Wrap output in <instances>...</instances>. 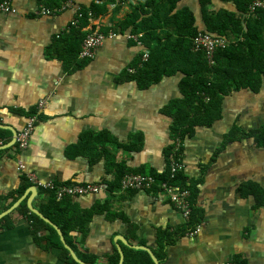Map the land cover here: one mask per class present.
Masks as SVG:
<instances>
[{"label": "crops", "instance_id": "0c3cea01", "mask_svg": "<svg viewBox=\"0 0 264 264\" xmlns=\"http://www.w3.org/2000/svg\"><path fill=\"white\" fill-rule=\"evenodd\" d=\"M92 1L69 0L64 10L38 15L39 0H10L16 13H0V124L11 132L7 143L0 142L2 264H67L54 244L61 242L58 233L57 238L39 228L29 209L31 205L42 213L49 189L30 181L28 174L43 184L107 186L120 163L127 169H168L165 149L173 144L172 120L162 108L181 96L182 75L164 77L147 89L128 78L134 72L133 61L147 50L139 41L141 35L122 33L119 24L145 0H100L106 11L82 30L97 28L107 36L105 41L94 58L81 59L78 54L76 60L70 59L76 42L62 37L81 18L80 9ZM179 7L190 8L199 29H204L201 0H181ZM207 7L235 10L233 3L222 0H209ZM41 100L47 103L28 146L19 149L17 142L9 146L11 129L19 133ZM263 125L264 83L258 93L240 90L226 96L221 119L198 127L182 141L183 171L200 182L194 203L202 217L197 230L183 232L188 221L158 190L107 188L71 197L73 205H64L66 216L72 214L85 226L81 231L74 222L69 232L73 247L61 230L67 244L91 264H111L116 252L120 262V250L125 261L129 249L143 250L137 246L149 249L159 264H264V206L256 207L254 198L240 190L246 181L264 186V148L250 138L225 141L234 127L251 131ZM85 132L109 134L102 136L101 144H90L85 153L71 155L69 148ZM111 137L139 149L118 147ZM97 204L112 213L93 212ZM160 232L167 240L171 236L164 248Z\"/></svg>", "mask_w": 264, "mask_h": 264}, {"label": "trees", "instance_id": "16d2710c", "mask_svg": "<svg viewBox=\"0 0 264 264\" xmlns=\"http://www.w3.org/2000/svg\"><path fill=\"white\" fill-rule=\"evenodd\" d=\"M67 1L69 0H39L49 9L61 8ZM99 1L93 0L89 7H82L79 11L82 16L77 26L71 25L69 32L62 37V40L71 37L73 42H76L74 52H70L73 53L70 54V59L76 60L79 54L80 45L87 34L82 29L89 25L91 19L106 11L105 3ZM180 1L145 0L144 3L134 6L119 24L122 33L141 35L139 41L148 53L146 60H143V54H140L133 61L131 67L134 72L128 77L135 81L140 89H147L159 83L164 77L178 73L182 75L179 83L181 96L171 100L162 108V112L172 120L170 133L173 143L176 137L184 141L192 137L198 127L212 126L215 121L221 119L222 104L226 96L240 90L258 93L264 83V8H257L254 13H250L249 6L253 0H222L233 3L235 10L221 8L211 11L207 7L209 0H201L204 29L200 30L194 12L188 7L180 8ZM199 33L222 37L229 42L227 46L215 50L212 65L208 63L204 52L193 50V39ZM36 110L30 112L28 116L34 115ZM108 134V132L98 134L85 132L81 141L71 146L69 151L73 156L81 155L90 148V144H101L102 136ZM10 138L11 132L0 128V142L5 144ZM241 138H250L258 147L264 148V125L251 131H242L234 127L226 135L225 141ZM110 141L130 151L139 149L138 146L120 144L112 137ZM173 148L174 144H170L165 149L167 159ZM118 167L116 178L107 183V188L111 191L121 188V179L124 175L137 173L152 176L157 182H169L181 189H188L193 208L183 232L196 229L202 218L200 211L194 208L200 182L190 180L183 170L174 178H170L169 162L168 169L163 172H157L147 166L127 169L125 163H120ZM240 190L244 196L254 198L256 207L264 206V186L260 183L243 182ZM47 191L49 198L41 206L42 213L61 228L67 242L73 247L69 232L75 227L76 219L72 214L66 216L68 210L64 206L67 203L72 204V198L64 197L58 200L54 190ZM94 208L97 210L94 209L93 212L104 210L110 212L104 205L97 204ZM34 219L39 228L44 227L58 238L53 227L37 215H34ZM76 224L81 231H84V225L79 222ZM160 238L161 247L164 248L165 240L170 241L171 236L169 235L167 240L160 232ZM54 244L61 249L62 258L67 264H78L60 241ZM118 263L119 255L116 252L111 264ZM123 264H153V260L146 251L129 249Z\"/></svg>", "mask_w": 264, "mask_h": 264}, {"label": "built area", "instance_id": "2783aa9c", "mask_svg": "<svg viewBox=\"0 0 264 264\" xmlns=\"http://www.w3.org/2000/svg\"><path fill=\"white\" fill-rule=\"evenodd\" d=\"M65 6L61 8L49 9L44 5H41L37 10L38 15H53L61 10L65 9ZM264 8V0H253L249 6V12L254 13L257 8ZM0 13H16V9L10 2V0H0ZM80 16V15H79ZM77 20L73 22V25H77ZM106 35L99 29H89L85 38L83 39L81 49L79 52V58L92 59L94 58L99 47L102 46L106 39ZM229 42L222 37H216L208 33H199L193 39V50L202 51L206 54L207 61L210 65L213 64V55L215 50L227 46ZM148 58V53L143 55V60ZM47 100H41L37 106V112L28 118L26 125L17 134L16 142L19 149H24L28 146L30 137L35 129L36 122L40 111L47 103ZM174 148L168 157L170 178H174L176 174L184 170V164L181 156L182 140L180 137L174 139ZM19 168L22 169L23 165L19 163ZM27 177L30 181L43 185L44 188L54 190L56 192V198L61 200L64 197H81L91 194H97L107 189L104 183H84V184H60L47 182L45 184L40 183L38 178L34 174H28ZM121 190H158L160 193L167 195L175 208L182 214L183 218L187 221L190 220L192 214V204L190 201L191 193L188 189L179 188L178 186L169 182H157V180L148 175L143 174H126L121 179ZM198 226L195 230H197ZM194 230V231H195ZM0 264L1 261H0Z\"/></svg>", "mask_w": 264, "mask_h": 264}, {"label": "water", "instance_id": "95a60500", "mask_svg": "<svg viewBox=\"0 0 264 264\" xmlns=\"http://www.w3.org/2000/svg\"><path fill=\"white\" fill-rule=\"evenodd\" d=\"M0 127L1 128H5V126L2 125V124H0ZM11 130L13 132V137H12L11 141L8 143L9 146H11V145H13V144L16 143L17 134H18L17 130H15V129H11ZM29 209H30V211L32 213H34L35 215L39 216L41 219H43L47 224H49L51 227H53L57 231L58 235L60 236V240H61L64 248L70 253L71 257L73 258V260L75 262H77L78 264H91V263H86V262L82 261L77 256V254L71 248V246L67 244V242H66V240H65V238L63 236V233H62L61 229L55 223H53L49 218H47L46 216H44L43 213H41L40 211L36 210L33 206L29 205ZM135 248L147 250L151 254L152 259L154 261V264H159L158 259L152 254V252L149 249H147L146 247H140V246H137ZM123 262H124V254L120 250V262H119V264H123Z\"/></svg>", "mask_w": 264, "mask_h": 264}, {"label": "rangeland", "instance_id": "374dc122", "mask_svg": "<svg viewBox=\"0 0 264 264\" xmlns=\"http://www.w3.org/2000/svg\"><path fill=\"white\" fill-rule=\"evenodd\" d=\"M261 178V177H260Z\"/></svg>", "mask_w": 264, "mask_h": 264}]
</instances>
